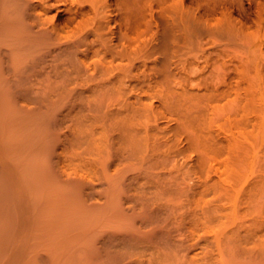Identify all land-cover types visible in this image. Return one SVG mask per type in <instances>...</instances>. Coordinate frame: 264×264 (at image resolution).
<instances>
[{"label": "bare ground", "instance_id": "1", "mask_svg": "<svg viewBox=\"0 0 264 264\" xmlns=\"http://www.w3.org/2000/svg\"><path fill=\"white\" fill-rule=\"evenodd\" d=\"M0 264H264V0H0Z\"/></svg>", "mask_w": 264, "mask_h": 264}, {"label": "rangeland", "instance_id": "2", "mask_svg": "<svg viewBox=\"0 0 264 264\" xmlns=\"http://www.w3.org/2000/svg\"><path fill=\"white\" fill-rule=\"evenodd\" d=\"M79 100H80V99H79ZM109 260L112 262V260H113L112 257H111Z\"/></svg>", "mask_w": 264, "mask_h": 264}]
</instances>
